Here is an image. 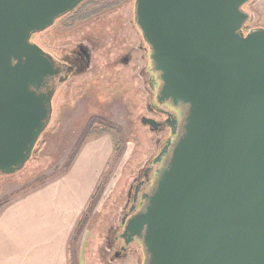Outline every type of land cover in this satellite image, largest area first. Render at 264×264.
<instances>
[{
  "label": "water",
  "instance_id": "95a60500",
  "mask_svg": "<svg viewBox=\"0 0 264 264\" xmlns=\"http://www.w3.org/2000/svg\"><path fill=\"white\" fill-rule=\"evenodd\" d=\"M86 1L0 0V177L34 160L54 120L61 71L33 38ZM252 1H134L157 101L184 116L145 208L125 224L145 264H264V26L251 27Z\"/></svg>",
  "mask_w": 264,
  "mask_h": 264
},
{
  "label": "rangeland",
  "instance_id": "374dc122",
  "mask_svg": "<svg viewBox=\"0 0 264 264\" xmlns=\"http://www.w3.org/2000/svg\"><path fill=\"white\" fill-rule=\"evenodd\" d=\"M103 1L115 4L121 0ZM129 1V4L133 6V0ZM99 6L100 4L85 6L74 15L69 24L84 23L81 28H90L97 23H99L97 25L101 23L103 25L107 18L105 16L109 13L102 14ZM126 9L127 7L122 3L114 7L113 11L116 15H120ZM249 9L253 13L254 24L263 27L264 0H256ZM104 17V21L100 23ZM76 31H67V34H74ZM46 40L47 35H44L41 41L46 43ZM124 80L116 79L118 91L114 94L110 92L106 81L99 86L97 80L93 79L86 82L88 85L85 88H76L65 103H62L63 99H59L56 103L53 123L41 138L45 145L39 154V159H34L25 170L0 179V201L10 197L12 202L38 189L55 185L49 191L50 205L39 209L40 215L49 214V233L42 235L41 226L34 231V234L44 239V241L41 240L44 248L43 251L40 248L41 253L46 250L47 243H49V250L53 245L55 254L60 250L63 251L61 236L64 231L66 234L68 221L72 220L75 215L81 194L88 192L85 206L79 211L77 220H73L68 231L65 251L69 260L71 250L75 249L77 259L73 257L72 264H99L96 257L101 248L104 228L109 226V218L116 209L117 203L126 196L140 168L155 152V146L150 142L151 132L141 123V118L146 114L143 109V97L138 92V85L134 81L125 80L124 82ZM57 123L59 125L55 131H52ZM94 123H111L121 127L123 137L126 139L121 157H117L115 139L108 131L109 129L104 132L105 128L92 127ZM87 129H91V132L87 133ZM84 136H87L84 146L79 151L70 171L65 173V168L76 145ZM100 149L103 153H99ZM80 164L82 166L79 173L71 180L64 181V178H70V174L74 169L77 170ZM44 178L48 179L45 183L41 182ZM91 181L90 185H85ZM101 184H105L104 193L89 215L85 229L75 240L76 230L87 214L92 198ZM16 193L18 194L15 195ZM37 226L38 224H35L34 228ZM25 233L28 234V231L25 230ZM125 264L135 263L129 261Z\"/></svg>",
  "mask_w": 264,
  "mask_h": 264
},
{
  "label": "flooded vegetation",
  "instance_id": "af4514ba",
  "mask_svg": "<svg viewBox=\"0 0 264 264\" xmlns=\"http://www.w3.org/2000/svg\"><path fill=\"white\" fill-rule=\"evenodd\" d=\"M134 1L132 6L129 0H121L115 4L103 0H87L75 11L59 19L54 26L33 38L34 42L52 56L56 67L61 71L52 80L57 89L55 108L59 99H63L62 103H65L76 88H85L88 80H97L99 86L106 81L110 92L114 94L118 91L116 79H125L127 82H136L138 92L143 97L146 115L141 119L147 118L157 123L155 127L144 125L151 132L150 142L155 146V152L140 168L126 196L119 200L109 218V226L104 228L101 248L96 257L99 264H125L129 261L145 264L142 246L137 242L127 244V240L123 238L125 224L145 208V196L151 194L160 172L170 161L172 149L182 133L184 120L182 108H174L168 102L160 104L157 101L161 82L153 70L150 48L135 25ZM122 3L127 9L116 15L113 9ZM94 4H100L99 11L102 14L108 12L110 15V18L107 15L106 19L104 17L100 21L101 23L105 19L103 25L97 23L90 28H81L84 23L69 24L82 8ZM71 30L77 31L67 34ZM44 35H47L46 43L41 41ZM168 113L177 121L175 133L169 126L171 122L169 125L166 123Z\"/></svg>",
  "mask_w": 264,
  "mask_h": 264
},
{
  "label": "crops",
  "instance_id": "0c3cea01",
  "mask_svg": "<svg viewBox=\"0 0 264 264\" xmlns=\"http://www.w3.org/2000/svg\"><path fill=\"white\" fill-rule=\"evenodd\" d=\"M101 147L103 146L101 145ZM99 153H103L102 149L99 150ZM81 166L82 164L78 165V169H74L69 176L70 178H64V181L71 180L79 173ZM91 183L92 181L87 182L85 185ZM52 187H55V185H49L28 195L18 197V199L0 209V264H56L58 262L72 264L71 255H69L68 260L65 251L69 236L68 231L73 220H77L79 211L85 206L88 192L81 194L75 215L72 220L68 221L66 234L64 231L61 236L63 251L60 250L55 254L53 245L52 249L49 250V243H47L46 250L41 253L44 250L41 240L44 241V239L42 236L34 234V231L41 226L42 235L49 233V214L40 215L39 209L43 206L47 208V205H50L49 191ZM35 224H38L37 228H34ZM25 230L28 231V234L25 233Z\"/></svg>",
  "mask_w": 264,
  "mask_h": 264
},
{
  "label": "trees",
  "instance_id": "16d2710c",
  "mask_svg": "<svg viewBox=\"0 0 264 264\" xmlns=\"http://www.w3.org/2000/svg\"><path fill=\"white\" fill-rule=\"evenodd\" d=\"M255 1L256 0H253L248 6L245 7L246 11L248 13H251L252 15H253V13L249 9V7ZM258 26L259 25H255L254 22H253V24H252L251 27H258ZM58 125H59V123L56 124L55 128L52 131H55V129L57 128ZM92 127L105 128L104 129V132H107L105 130H108L109 129L108 131H110L112 133V135H113V137L115 139V150H116V153H117V157L118 158L121 157L122 156V153H123V150H124V147L126 145V139L123 137V133H122L121 127L118 126V125H115V124H111V123H94L92 125ZM48 130H47V132H48ZM86 131H87V133H90L91 132V129H87ZM42 137H44V135ZM86 137L87 136H84L83 138H81L80 142L76 145L75 151H74L73 155L71 156L70 161L68 162V164H67V166L65 168V173L69 172L70 169H71V167L73 166V164H74V162L76 160V157H77L79 151L82 149V147L85 144V141L87 139ZM44 145H45V142H43L42 140H40L39 143H38V145H37V147H36V149H35V152H34V159H39V154H40L41 150L43 149ZM7 177H9V176H1L0 179L7 178ZM47 180H48L47 178H44L43 181H41V182L45 183V181H47ZM104 185L105 184H101L98 187L95 195L93 196L92 201H91V203L89 205L87 214L84 216L83 220L80 222V224H79V226H78V228L76 230L75 240L78 239V237L80 236V234L82 233V231L85 229V226L87 224V220L89 218V215L93 212L94 208L96 207V205L100 201V199H101V197H102V195L104 193V189H105L104 188ZM17 194L18 193H16L15 195H17ZM10 202H11L10 197L1 200L0 201V209L4 208ZM73 257L77 259L75 249H72L71 250V260L73 259Z\"/></svg>",
  "mask_w": 264,
  "mask_h": 264
}]
</instances>
